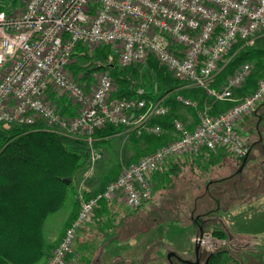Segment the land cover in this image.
<instances>
[{
  "label": "built area",
  "instance_id": "1",
  "mask_svg": "<svg viewBox=\"0 0 264 264\" xmlns=\"http://www.w3.org/2000/svg\"><path fill=\"white\" fill-rule=\"evenodd\" d=\"M259 36H264V0H25L20 11L2 9L0 2V124L41 122L48 130L86 142L93 162L101 157L96 131L108 124L127 126L139 137L163 133L153 119L169 113L165 98L114 97L116 82L108 70L99 74L91 90L73 77L69 68L79 44L90 50L113 45L120 67L153 57L186 85L233 103L212 114L197 100L178 95L179 102L198 110L197 126L191 130L175 118L171 141L131 162L102 190L80 192L77 216L46 264H75L78 233L103 203L124 202L137 209L151 200L153 177L170 158L218 148L238 158L250 154L237 125L264 100V72L257 87L243 95L237 90L253 72L250 61L221 85L213 83L232 60L234 45H253ZM55 93L68 97L74 115L62 111ZM191 240L210 250L223 243L204 231Z\"/></svg>",
  "mask_w": 264,
  "mask_h": 264
},
{
  "label": "trees",
  "instance_id": "2",
  "mask_svg": "<svg viewBox=\"0 0 264 264\" xmlns=\"http://www.w3.org/2000/svg\"><path fill=\"white\" fill-rule=\"evenodd\" d=\"M241 46L242 42H238L230 50L229 56H232V60L217 75L214 85H221L246 61L255 60L261 71L258 75L262 76L264 48ZM111 47V45L98 47L97 55L108 59ZM74 57L85 62L91 58L88 48L81 44L77 45ZM106 61L99 64L97 70L107 69L117 82L118 90L114 93V97H154L147 91L144 94L139 93L140 89L135 81L139 72L134 64L120 67L116 60ZM147 64L155 71L159 80L158 90L163 93L183 92L182 87L185 82L173 77V74L155 58L150 57ZM77 67L80 69V65ZM258 75L251 74L247 88L245 90L240 88L237 93L243 95L252 92L257 87V81L260 78ZM162 83L170 84V87L165 88L166 86H162ZM232 104L230 101L215 104L212 114L222 112ZM248 115L245 118H248ZM174 119L172 113H169L153 120L154 123H159L163 127L164 132L160 135L142 136L148 142L149 153L169 142L170 137L166 130L174 128ZM122 127L123 125L108 124L97 130L95 135L102 140H96V146L102 145L106 137L117 134ZM237 128L241 133L238 125ZM245 137L252 150V145L256 141L255 137ZM89 155L90 148L86 142L48 130L41 122L32 126L0 124V264H37L41 260L48 259L59 242L57 244L48 242L44 235L45 221L50 214L64 206L72 189L73 177L81 167L83 159ZM233 160L240 165L244 163V158L234 156ZM65 178L71 179L70 183H67ZM77 206L78 204L74 209L78 210ZM143 206L133 212V216L139 215L140 221H136L139 227L140 225L148 226V222L141 219L144 214ZM190 209L193 215L188 221L198 227L196 232L198 235L205 230L201 220L202 214L198 211L199 208ZM76 210L73 219L77 216ZM131 227L133 230L137 226ZM216 232L222 235L214 234L215 236L228 238L226 231L216 230ZM213 257L215 254H211L209 263L213 261ZM234 264L243 263L235 262Z\"/></svg>",
  "mask_w": 264,
  "mask_h": 264
},
{
  "label": "rangeland",
  "instance_id": "3",
  "mask_svg": "<svg viewBox=\"0 0 264 264\" xmlns=\"http://www.w3.org/2000/svg\"><path fill=\"white\" fill-rule=\"evenodd\" d=\"M0 2L9 11H20L25 0H0ZM111 46L112 49L108 59L97 55L98 47H94L92 50L88 49V54L91 58L86 62L74 57V62L69 68L70 72L87 90H91L97 83L99 74L107 70H97L99 64L106 63V60H118L117 48L113 45ZM244 47L264 48V36L257 37L253 45H245ZM250 62L254 65L252 74L257 76L261 71H259L256 61ZM78 65H80V69L77 67ZM134 67L139 72L135 81L140 90L155 92L156 94H161V96L170 93H163V91L158 90L159 80L155 71L147 64V61L136 63ZM258 76L260 77V75ZM162 86L169 88L170 84L162 83ZM247 86L248 81L243 87L244 90ZM117 90L118 84L116 82L115 92ZM190 90L194 91L196 89L190 88ZM43 127L50 128L47 125H43ZM123 128L127 129L128 127ZM241 133L244 136H248V138H256L257 135L250 129L248 131L241 129ZM124 138L117 137L111 141L104 142L98 147L95 144L101 154V157L96 162L91 160L90 155L83 159L81 167L73 177L72 189L68 194L66 203L60 210L50 214L45 221L44 235L47 240L50 237H52V240L53 238L57 239L58 232L64 226V221L69 212L77 204L79 208L78 194L80 192L90 195L102 190L108 182L114 180L115 177L117 178L123 169L132 162L130 157L134 153L133 148L125 144ZM252 146V157L249 165L231 182L233 187L238 186V191L236 193L232 192L231 197L227 196L225 199L199 203H181L170 201V195L165 196L156 188L152 199L142 207L148 226L138 236L140 239L137 244L139 250L135 254L125 253V256L116 260H122V264H186L181 262L179 258L194 259L193 249L195 246L190 239L195 236L194 233L198 231V227L188 221L189 218L192 219L193 211L190 208H184V206L203 205L204 209L200 208L197 210L202 214L201 220L205 228V234L217 237L214 234L222 235V233L216 232V230H224L228 238H222L223 243L216 250L201 246L205 253L200 264H204L205 258L211 254H215V257L209 264H234L235 262L264 264V196L261 200L254 201L257 195H264V143L262 145L253 144ZM228 154L234 158L232 154ZM238 166L241 165L238 164ZM256 179L261 184H258ZM234 189L236 190V188ZM120 204L123 205V210L127 212L135 211V209L127 206L124 202H120ZM144 231L146 232L144 233ZM218 238L221 237L218 236ZM77 251L80 254L78 259L90 258L89 262H83V264H97V262H99L98 264H104V259H106L97 256L98 252L92 248H79ZM94 252L96 255H93ZM171 252L175 254L168 258ZM134 256H138L139 260L132 261L130 258ZM43 262L44 260H41L38 264Z\"/></svg>",
  "mask_w": 264,
  "mask_h": 264
},
{
  "label": "crops",
  "instance_id": "4",
  "mask_svg": "<svg viewBox=\"0 0 264 264\" xmlns=\"http://www.w3.org/2000/svg\"><path fill=\"white\" fill-rule=\"evenodd\" d=\"M2 9L9 11V9L5 8V5H2ZM190 88L196 90L192 91ZM182 91L183 94L178 91H172L163 96L155 92H147L154 96L152 99L165 98V102L171 107L170 113H172L174 118L181 119L187 128L192 130L199 122L197 109L182 105L177 101L176 97L181 94L188 98L196 99L199 101L201 108H208L211 113L215 104L220 102L208 94L204 88L192 87L184 84ZM58 95V93H55L53 97L58 102L62 111L67 115H74L75 107L68 97L66 95ZM123 127L117 134L106 137L104 140L107 142L117 137H125V144L133 148L134 152L130 157V161L136 162L149 153L148 142L142 136H137L129 127L127 129ZM238 127L239 129L247 131L250 129L257 134L256 138H254L256 141L253 144L262 145L264 143V100L258 104L250 116L248 115V118L242 119L239 122ZM166 132L170 137L169 141H171L175 137L174 128L166 130ZM96 140L101 141L102 139L101 137H96ZM251 157L252 150L248 159L241 166H238L233 158L222 148L212 151L206 150L200 156L183 154L172 157L166 161L164 169L154 175V192L156 188H158V191L165 196H171L169 197L170 201L181 203H199L221 200L227 198V196L231 197L232 192L236 193L238 191V186L233 187V183L231 182L249 165ZM256 181H258V184H261L258 179H256ZM234 188H236V190ZM263 196L264 195H257L254 201L261 200ZM248 206H250V204H248ZM194 207L204 209L203 205L184 206V208ZM75 210L76 209H73L67 215L64 226L61 228L60 232H58L57 239L53 238L52 240V237H50L48 239L49 243L57 244L60 241L66 228L73 219ZM141 219L147 221L143 215ZM136 221H140L139 215L135 217L133 216V211L127 212L123 210V205L120 204V202L115 201L111 204L103 203L77 236L75 242V264L76 260H78L77 264L90 261L88 257L86 259L82 258V260L78 259L80 254L76 250L79 248L94 249V251L98 252L97 256L106 258L104 259V264H122V260L117 261L116 259L122 258L125 256V253L135 254L139 250L137 244L140 239L138 236L143 232L142 230L144 228H147L141 225L139 227V223ZM132 225L137 226L135 227L136 229L132 230ZM145 232L146 231H144V233ZM194 234L197 235V233ZM93 255H96V253L94 252ZM130 259H132V261L139 260L138 256H134ZM45 263L46 260H44L42 264ZM98 263L99 262H97V264Z\"/></svg>",
  "mask_w": 264,
  "mask_h": 264
},
{
  "label": "flooded vegetation",
  "instance_id": "5",
  "mask_svg": "<svg viewBox=\"0 0 264 264\" xmlns=\"http://www.w3.org/2000/svg\"><path fill=\"white\" fill-rule=\"evenodd\" d=\"M195 246V248L193 249V251H194V259H184V258H179V260H181V262H184V263H186V264H200L201 263V261H202V257H203V255H204V253H205V251L200 247H196L197 245H194ZM210 257H211V255H209V256H207L206 258H205V262H204V264H209V261H210Z\"/></svg>",
  "mask_w": 264,
  "mask_h": 264
},
{
  "label": "water",
  "instance_id": "6",
  "mask_svg": "<svg viewBox=\"0 0 264 264\" xmlns=\"http://www.w3.org/2000/svg\"><path fill=\"white\" fill-rule=\"evenodd\" d=\"M248 157H249V155L248 156H246L245 158H244V162L248 159ZM65 181L67 182V183H70V179L69 178H65ZM203 234V231L201 232V235ZM196 247H201L200 245H197ZM175 253L174 252H171L169 255H168V258H171L172 257V255H174Z\"/></svg>",
  "mask_w": 264,
  "mask_h": 264
},
{
  "label": "bare ground",
  "instance_id": "7",
  "mask_svg": "<svg viewBox=\"0 0 264 264\" xmlns=\"http://www.w3.org/2000/svg\"><path fill=\"white\" fill-rule=\"evenodd\" d=\"M176 99H177V98H176ZM177 101H178V100H177ZM178 102H179V101H178ZM180 103H181V102H180ZM166 104H167V103H166ZM167 105L169 106V113H170V111H171V107H170L169 104H167ZM169 113H168V114H169ZM168 114H166V115H168ZM166 115H164V116H166ZM164 116H159V117H164ZM159 117H156V118H159ZM156 118H154V119H156ZM154 119H153V120H154ZM76 251H77V250H76Z\"/></svg>",
  "mask_w": 264,
  "mask_h": 264
}]
</instances>
